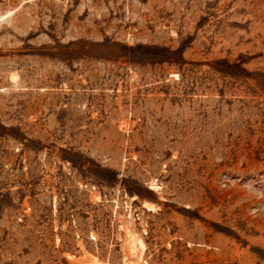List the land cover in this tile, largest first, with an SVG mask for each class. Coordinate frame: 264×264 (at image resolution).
I'll return each instance as SVG.
<instances>
[{
    "label": "rangeland",
    "instance_id": "374dc122",
    "mask_svg": "<svg viewBox=\"0 0 264 264\" xmlns=\"http://www.w3.org/2000/svg\"><path fill=\"white\" fill-rule=\"evenodd\" d=\"M82 252L264 264V0H0V264Z\"/></svg>",
    "mask_w": 264,
    "mask_h": 264
},
{
    "label": "bare ground",
    "instance_id": "6f19581e",
    "mask_svg": "<svg viewBox=\"0 0 264 264\" xmlns=\"http://www.w3.org/2000/svg\"><path fill=\"white\" fill-rule=\"evenodd\" d=\"M119 124L120 129L125 130V122L123 123L120 122ZM154 189L156 188L155 186L151 185ZM152 188V189H153ZM94 198H98L97 194L93 193L92 194ZM92 197V199H94ZM143 207L147 210L150 211L153 209V206L149 202H143ZM122 252H123V257L126 261L132 262V261H137L141 259V254L143 252V243L136 236V234L133 232L131 226L129 223L124 224L122 227ZM75 264H99L96 260V258L86 252H82L81 256L76 258L75 261H73Z\"/></svg>",
    "mask_w": 264,
    "mask_h": 264
}]
</instances>
